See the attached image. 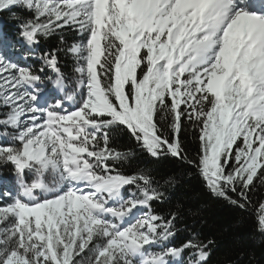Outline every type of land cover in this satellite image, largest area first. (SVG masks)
<instances>
[{"label":"snow or ice","instance_id":"1","mask_svg":"<svg viewBox=\"0 0 264 264\" xmlns=\"http://www.w3.org/2000/svg\"><path fill=\"white\" fill-rule=\"evenodd\" d=\"M0 13L19 28L0 33V166L15 180L0 177V264H209L214 241L188 226L179 239L182 206L157 207L181 175L123 171L137 153L118 130L255 209L264 237V0H0Z\"/></svg>","mask_w":264,"mask_h":264},{"label":"trees","instance_id":"2","mask_svg":"<svg viewBox=\"0 0 264 264\" xmlns=\"http://www.w3.org/2000/svg\"><path fill=\"white\" fill-rule=\"evenodd\" d=\"M28 15V13H25ZM19 28L17 23L6 14L0 13V33L6 34L9 38L18 37ZM67 40L72 43L79 39L75 33H68ZM59 39L52 37L41 41V50H51L59 45ZM29 63L35 67H40L38 60H31ZM63 71L68 75H73V60L71 56L61 55ZM51 87L47 84L45 91ZM116 145L121 149L132 148L136 150V157L122 169L125 172H132L138 167H150L158 178L169 175H181L180 183L170 190V201L157 206L160 211L166 212L168 209H175L177 205L182 206L183 219L178 223L181 232L179 239L188 236L184 227L195 229L201 234L203 239L214 241L209 264H264V237H261L255 230L253 212H247L232 207L222 200L213 198L204 189L200 178L189 171L188 176H182L185 168L173 159L161 162H153L146 154L140 152L135 142L127 132L118 130L113 133ZM196 133L189 129L184 137L187 150L195 154L198 142ZM0 177L7 181L9 188H14L15 180L11 171V166H0ZM4 189L1 186L0 191ZM264 200V186H258L253 197L254 205ZM2 203V202H0ZM179 240H177V243Z\"/></svg>","mask_w":264,"mask_h":264},{"label":"rangeland","instance_id":"3","mask_svg":"<svg viewBox=\"0 0 264 264\" xmlns=\"http://www.w3.org/2000/svg\"><path fill=\"white\" fill-rule=\"evenodd\" d=\"M8 186V185H7ZM1 191H3V190H1ZM0 202H3L2 200H0Z\"/></svg>","mask_w":264,"mask_h":264}]
</instances>
